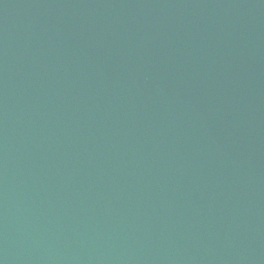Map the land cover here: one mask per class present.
Wrapping results in <instances>:
<instances>
[{"label": "water", "instance_id": "obj_1", "mask_svg": "<svg viewBox=\"0 0 264 264\" xmlns=\"http://www.w3.org/2000/svg\"><path fill=\"white\" fill-rule=\"evenodd\" d=\"M0 264H264V0H0Z\"/></svg>", "mask_w": 264, "mask_h": 264}]
</instances>
